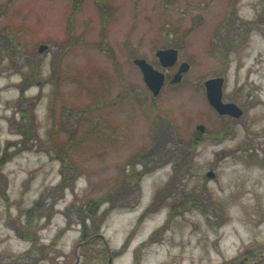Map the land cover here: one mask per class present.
<instances>
[{
	"label": "rangeland",
	"instance_id": "374dc122",
	"mask_svg": "<svg viewBox=\"0 0 264 264\" xmlns=\"http://www.w3.org/2000/svg\"><path fill=\"white\" fill-rule=\"evenodd\" d=\"M166 19L190 69L152 98L133 59L161 68ZM215 76L241 117L208 102ZM261 247L264 0H0V264H258L242 255Z\"/></svg>",
	"mask_w": 264,
	"mask_h": 264
},
{
	"label": "water",
	"instance_id": "95a60500",
	"mask_svg": "<svg viewBox=\"0 0 264 264\" xmlns=\"http://www.w3.org/2000/svg\"><path fill=\"white\" fill-rule=\"evenodd\" d=\"M47 48V44H41L39 46V52L41 53ZM156 55L160 60L161 66L167 68L174 66L178 62L179 50L174 47L161 48L156 51ZM134 63L140 68L143 74V80L147 87L151 90L154 96H158L165 85V73L155 68L153 64L143 57L135 58ZM189 69L190 64L186 61L182 62L171 82H179L182 79L183 74ZM224 84V76L211 77L205 80L204 85L206 87L208 102L220 115H230L232 117L239 118L243 115L244 109L235 102L224 101ZM204 128V125H198V129L204 130ZM207 175L209 177H213L215 173L213 171H209Z\"/></svg>",
	"mask_w": 264,
	"mask_h": 264
},
{
	"label": "trees",
	"instance_id": "16d2710c",
	"mask_svg": "<svg viewBox=\"0 0 264 264\" xmlns=\"http://www.w3.org/2000/svg\"><path fill=\"white\" fill-rule=\"evenodd\" d=\"M105 15H106V13H105ZM177 25L178 24L171 23V21L169 19L163 20L161 22V24H160V26H161L160 31H162L161 38L165 39L164 40L165 42H169V45L168 46H174V47L179 48V47H181L180 41L177 38H174L173 37V35L176 36V34H177ZM101 45H102L101 48L104 51H106L104 49V47H103V43ZM107 54L110 55V58L112 59V61H114L115 64H117L118 59L116 57H114V55H112L111 52L110 53L107 52ZM146 90L148 91L147 87H146ZM152 98H154V97H152ZM105 104H107V103H105ZM197 141L200 142L199 140H196L195 134H194L192 136L191 140H190V144L188 145L189 149H195L197 147V145H198V142ZM181 157H183L182 154H181V156H179V155L176 156V157L174 156V159L175 160H180ZM64 166H66V165H64ZM113 205H114V203H113ZM82 206H84L83 207V210H82L83 213H84L83 217L84 216H86V217H92L93 216L94 217V215H93L94 212H91V210H90L91 209V206H92L91 203H83ZM47 215L49 217L51 214H47ZM83 224H85V220H83ZM27 227L30 230L28 232V237L30 239L31 238L35 239L33 237V234L31 233V230H32V227H33L32 222L29 223L27 225ZM91 236L92 235L90 234V232L88 230L85 231L84 233H82V236L80 238V242L84 245V248H90L91 243L94 242V239H92ZM40 249L43 251V247L42 246H41ZM258 249L259 250H256V249H254V250H247L246 253H244V255H242V260H247V261H251V262L254 261L255 263H258V264H264V247H261V248H258ZM223 264H239V261H236V262H234V261L233 262H226V263H223Z\"/></svg>",
	"mask_w": 264,
	"mask_h": 264
},
{
	"label": "flooded vegetation",
	"instance_id": "af4514ba",
	"mask_svg": "<svg viewBox=\"0 0 264 264\" xmlns=\"http://www.w3.org/2000/svg\"><path fill=\"white\" fill-rule=\"evenodd\" d=\"M157 58H158V57H157ZM179 60H180V56H179L178 62H177L174 66L167 67V68H162V67H161V63H160L159 59H158V62H159V64H160V67H161V68L156 67V66L152 63L153 66H154L155 68H157V69H159V70H161V71H163V72L165 73L166 80H165V85H164L162 91H163L164 88L167 86V84H170V85L176 86L177 84H180V83L184 80V74H185V73L183 74L182 79H181L179 82H174V83L171 82V80L174 78V75L177 73V71H178V69H179V65H180V63H181V62L179 63ZM174 68H176L175 71L172 72V73H170L171 71H169V70H170V69H174ZM147 89H148V88H147ZM148 91H149L150 94L152 95V92L150 91V89H148ZM162 91H161V93H162ZM161 93H160L158 96H156V97H159V96L161 95ZM152 97H153V95H152ZM156 97H155V98H156ZM195 138H196V140H199V139H201V136H198V137H195Z\"/></svg>",
	"mask_w": 264,
	"mask_h": 264
}]
</instances>
